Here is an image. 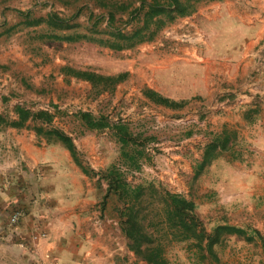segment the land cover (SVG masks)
I'll list each match as a JSON object with an SVG mask.
<instances>
[{
	"label": "crops",
	"instance_id": "crops-1",
	"mask_svg": "<svg viewBox=\"0 0 264 264\" xmlns=\"http://www.w3.org/2000/svg\"><path fill=\"white\" fill-rule=\"evenodd\" d=\"M190 16L196 19L194 33L198 36L196 44L200 43L201 47V54L196 55V65L191 66L194 73L190 78L173 80L170 67L179 63L169 58L161 62V80L150 65L149 70L143 71L141 66H135V62L129 60L123 61L130 71L128 84H119L115 89L128 88V95L144 100L151 117L161 122H167V116L174 111L184 113L186 108L183 105L171 109L155 104L143 95V88L176 103L196 97L193 102L196 117L206 118L204 121L196 119V124L204 125V132L184 141L189 143L195 160L191 162L182 157L178 147L165 145L163 150L166 152L159 155L163 164L148 168L151 173L154 170L152 176L170 192L186 196L187 174L193 178L192 165L201 161L204 147L225 128L236 131L238 138L234 149L240 153L239 159L226 158L223 155L229 153L225 152L205 168L196 182L204 181L208 176L209 189L216 187V191H224L220 195L228 198L227 201L240 199L242 207L246 206L244 210L258 212L257 223L261 229L264 227L261 219L264 218V0L202 2ZM179 50L182 65L177 67L186 70L189 65L185 62H189L183 56H192L198 49L193 52L186 48ZM23 53L26 51L13 42L0 54V65H7L2 68L22 66L26 70V78L18 82L22 91L30 88L40 97L47 96L48 100L55 101L60 95H66L68 99L75 96L72 92H78L76 82L87 83L64 75L61 69L66 65L58 55L52 56L50 62L40 63ZM29 59L32 62L28 69L24 62ZM49 75L54 76L57 83L43 85L46 90H39L40 83H50ZM16 86L9 75L0 73V93L7 92L8 95ZM24 133L10 142H0L1 196L3 201L17 207L20 204L23 208L21 218H26L14 234L6 232L1 236V242H15L18 250L16 260L10 264H127L125 259L133 253L125 243L124 250L117 242L115 244V238L104 229L107 221H95L89 178L75 164L68 150L58 143L49 146L45 142H26ZM28 137L32 138V135ZM236 175L242 178L240 189L227 191L226 185ZM27 189L41 191L39 194L44 198L35 203L40 214L33 218L29 214L25 216V212L39 213L32 212L34 205L24 201ZM48 195H53L54 199L48 200ZM26 240L33 241L31 252L23 246ZM260 252L262 254L261 249Z\"/></svg>",
	"mask_w": 264,
	"mask_h": 264
},
{
	"label": "rangeland",
	"instance_id": "rangeland-1",
	"mask_svg": "<svg viewBox=\"0 0 264 264\" xmlns=\"http://www.w3.org/2000/svg\"><path fill=\"white\" fill-rule=\"evenodd\" d=\"M123 1H132L133 4L129 11L139 5V0ZM202 2L208 3L213 1L197 0L196 2L195 0L193 3L195 8L194 12ZM85 4H87L90 10H93L94 14L105 15L104 10L94 8L92 1L87 0H0V54L7 51V46L14 42V44L16 43V45L26 51V54L23 53L24 56L31 55L40 63L50 62L52 56L58 55L66 66L75 69H87L105 76L127 73L128 77L125 81L120 83L121 86H126L128 84V78L130 76V71L123 61H134L135 66H141L143 71L144 69L149 70L148 66L150 65L151 68L156 71V76L159 80H161L162 76L161 62L168 58L173 60L174 63H179V65L174 64V66L172 65L170 67L172 69L171 76L173 80H184L185 78H190L192 73H194L191 66L196 65V55L198 56V54H201L200 43L196 44L198 42L196 41L198 36L194 33V27L197 25L196 19L190 16L194 12L188 16L176 18L171 23H167L158 31L152 40L145 41L134 48L121 51H113L87 42L75 44L34 42L32 38L35 32L42 31L40 27L23 29L22 26L18 25L17 29L15 28L10 33L6 32L7 28L18 24L20 19L17 12H26L28 10L34 12L33 14L35 16H44L48 12H55L62 17H69L77 8H83L82 15L79 17L78 22L85 26L89 13ZM126 19L127 16L124 15L116 23V26L125 32L131 30L130 25L126 26L124 24ZM201 26L204 25L202 24ZM105 28L106 23L102 21L99 29L105 30ZM180 48H186L192 52L196 48L198 49L194 51L195 53L192 54V56L187 54L183 56L188 59L187 61L189 62H185L189 65V68L187 67L186 70L183 67H177L182 65L181 59H179ZM31 62L32 60L30 61V59L28 61L25 60L24 63L27 68L31 65ZM5 64L6 63L0 65V73H2V75H9L17 83V86L15 90L13 89L8 95L6 94L7 92L5 94L0 93V114L6 117L7 120H14L16 119V115L14 114V108L16 106H23V108H27L31 111H38L46 108L50 109V111L55 114L51 127L61 130L72 138L77 159L81 166L88 171L102 172L116 162L119 159V145L112 139L111 132L107 129L102 131H90L86 129L75 117V114L78 112H89L95 117L103 116L110 124L123 120L132 127L135 135L140 134V139L145 140L142 141L144 143V155L141 168L138 171L130 170L127 172L125 177L128 182H153L155 185L168 191L166 187L162 185L161 181H157V179L152 176L155 173L154 170H152L153 173L148 171V168L152 166L160 167L163 164L162 157L159 155H163V153L166 152L163 150L165 145H168V147H178L182 152V157L185 156L184 158L191 162L195 160L193 159L194 153L188 148L189 143L184 141L191 136L196 137V133L204 132V125L199 127L196 124V119L198 121H204L206 119L205 116L202 119H200L199 116L196 117V108H194L195 105L193 104V102L196 101V97L179 101L184 102V107L186 108L184 109V113H177V111H174V113L167 116V122H158L151 117H142L141 111L143 108L148 109V104L136 96L128 95V88L120 87L119 90L115 89L112 94L102 93L100 95H95L94 91L91 89V85L88 82L84 84L82 81V84L76 82V89H78V92H72L75 94L72 98L68 99V96L60 95V97H56L55 101L52 99L48 100L47 96L40 97L39 93L36 94L30 88H25V90L22 91L21 86H18V82L22 78H26L24 75L26 70L22 66H19V69L11 67L4 69L2 66H7ZM49 79L50 83L45 81L43 84L40 83L37 88L39 90H46L43 85L53 86L57 83L55 82L54 76L52 77V75H49ZM49 89L52 90L54 88L49 87ZM145 90L146 89L143 88L142 92ZM178 111L181 112L183 110ZM160 123H164L165 127L163 129L158 127ZM153 126L158 127V129H153ZM23 133L27 135L25 138L26 142H45L49 146L54 145L47 143L48 141H46L45 137L38 136L34 131V125L32 123H28L25 128L19 129L0 125V142H10L17 136H22ZM29 135H32V138H29ZM173 149L174 148H170V150ZM223 156L229 158L230 155L226 153ZM156 158L160 159L157 160ZM195 165H192V167H195ZM88 178L93 189L89 197L90 200H94V203H92L94 209H91L95 216L94 219L98 222H108L105 224V231L109 236L111 235V238H115V244L117 242V246L124 250L123 245L124 243L127 245V241L120 231L119 223L116 218V204L112 198H109L105 211L102 213L100 209L106 185L102 183L100 187H98L96 183L97 178L89 176ZM186 178L185 182L186 188H188V194L184 197L197 205V214L207 232L211 231L216 225L224 223L242 229L249 228L257 231L260 230L261 234L264 232V227L260 229L257 223V219L260 217L258 215L259 213L255 210H244L246 206L243 205L242 207L240 199L232 202L227 201L226 199L228 198H223V196L220 195L221 192L223 193L224 191H216V187H211L209 189L207 184L208 176L204 181L200 180L198 182H196V179L192 178L191 174H187ZM241 182V176L236 175V177L230 180L229 184L226 185L225 189L227 191H238L241 187ZM39 193H41V191L38 192L37 190V192H35V189L26 190L25 196L23 197L24 201L26 203L30 202L31 206L34 205L31 209L32 212L39 211V213L36 212L33 214L25 212V216L29 214L30 218H33V215L38 216V214H40V209L38 206H35V203L37 204L43 201L44 198L42 199ZM1 195L2 191L0 187V240L4 233L7 232L8 235H12L19 224H24L26 222V218H21L23 208L20 204L19 207H17L16 204L14 205L10 202L3 201V196ZM47 198L51 201L54 199V196L48 195ZM13 219L14 221H12ZM22 219L24 220L22 221ZM261 219L264 220L263 217ZM14 243L15 242L8 243L0 241V264H10L12 260H16L15 256H17L18 250L15 248ZM23 246H25L28 252H31L34 244L32 240H26ZM193 249L194 248L187 243L166 244L165 256L170 264H264V255L260 252V242L256 239L253 242H245L242 238L236 236H226L225 239L214 248V253L218 262H215L212 258L201 261L199 256H196ZM125 251L128 252V250ZM5 256L6 258H4ZM125 263L145 264L133 254L131 257L125 259Z\"/></svg>",
	"mask_w": 264,
	"mask_h": 264
},
{
	"label": "trees",
	"instance_id": "trees-1",
	"mask_svg": "<svg viewBox=\"0 0 264 264\" xmlns=\"http://www.w3.org/2000/svg\"><path fill=\"white\" fill-rule=\"evenodd\" d=\"M92 1L96 9L104 10L105 15H96L88 8L87 23L78 22L83 8H77L69 17L48 12L44 16H35L30 10L17 12L18 24L7 28L11 32L18 25L23 29L40 27L41 32H35L34 42L75 44L87 42L113 51H121L152 40L167 23L176 18L185 17L194 12L195 0H139V5L132 7V1L123 0H87ZM222 1V0H208ZM197 2V0H196ZM130 31H123L116 23L122 16ZM106 23L105 30H100L101 22ZM64 75L88 82L95 95L112 94L116 86L128 77L127 73L116 75H101L87 69H75L64 66ZM143 95L151 102L171 109L182 108L184 102H174L159 94L145 90ZM5 101V100H4ZM16 119L7 120L0 114V125L10 128H25L28 123L34 125L38 136L45 137L47 143L61 144L71 154L74 162L82 172L96 179L98 187L106 185L101 203L104 213L107 200H114L116 218L123 236L127 240V248L145 264H170L165 256L166 244L187 243L191 245L201 261L218 259L214 247L220 244L226 236H236L245 242H260L264 255V236L254 229H242L229 224H218L209 232L206 231L201 219L196 213V205L181 194L170 193L153 182L131 183L125 177L130 170L138 171L144 155V143L140 134L135 135L132 127L118 122L110 124L103 117H95L89 112H78L75 117L90 131L109 130L112 139L119 145V159L102 172H92L83 168L76 156L75 146L71 137L59 129L51 127L55 114L49 111L30 110L21 106L14 108ZM237 133L225 128L221 134L211 138L204 147L202 159L194 167L193 179H197L213 161L228 152L230 159H239L240 153L234 149ZM141 141V142H139ZM122 168L127 170L125 173ZM194 254V253H193Z\"/></svg>",
	"mask_w": 264,
	"mask_h": 264
},
{
	"label": "built area",
	"instance_id": "built-area-1",
	"mask_svg": "<svg viewBox=\"0 0 264 264\" xmlns=\"http://www.w3.org/2000/svg\"><path fill=\"white\" fill-rule=\"evenodd\" d=\"M5 94V93H4ZM21 107H23V106H21ZM27 109V108H26ZM29 110V109H28ZM31 111V110H30ZM38 111H49V112H51L50 111V109H41V110H38ZM31 112H36V111H31ZM52 113V112H51ZM141 115H142V117L143 118H146V117H151V115H150V111H149V109H147V108H143V110L141 111ZM152 118V117H151ZM121 122H123V123H126V122H124L123 120H120ZM155 121H158L159 122V120H156L155 119ZM161 122V121H160ZM159 126V128L160 129H163L164 127H165V125H164V123H160V124H158ZM158 127H155V126H153L152 128L153 129H158ZM122 170L126 173L127 172V170H125L124 168H122ZM133 174H136V173H133ZM12 221H14V219L12 220Z\"/></svg>",
	"mask_w": 264,
	"mask_h": 264
}]
</instances>
